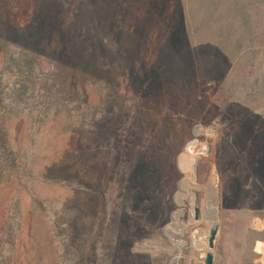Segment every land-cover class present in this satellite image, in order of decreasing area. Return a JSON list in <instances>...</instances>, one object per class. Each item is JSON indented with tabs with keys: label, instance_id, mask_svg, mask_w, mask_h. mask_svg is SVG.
I'll return each instance as SVG.
<instances>
[{
	"label": "rangeland",
	"instance_id": "374dc122",
	"mask_svg": "<svg viewBox=\"0 0 264 264\" xmlns=\"http://www.w3.org/2000/svg\"><path fill=\"white\" fill-rule=\"evenodd\" d=\"M215 223L264 264V0H0V264H205Z\"/></svg>",
	"mask_w": 264,
	"mask_h": 264
},
{
	"label": "water",
	"instance_id": "95a60500",
	"mask_svg": "<svg viewBox=\"0 0 264 264\" xmlns=\"http://www.w3.org/2000/svg\"><path fill=\"white\" fill-rule=\"evenodd\" d=\"M198 176H199V172H198ZM216 216L219 213V208H216ZM195 217L198 219L200 217V209L199 207H195ZM165 227L162 230V235L163 237L167 238V236L165 235ZM218 233V223H215V225L210 226L209 229V237H208V244H209V250L206 252L205 258H204V262L205 264H214V254L212 249L214 248L215 245V239Z\"/></svg>",
	"mask_w": 264,
	"mask_h": 264
},
{
	"label": "bare ground",
	"instance_id": "6f19581e",
	"mask_svg": "<svg viewBox=\"0 0 264 264\" xmlns=\"http://www.w3.org/2000/svg\"><path fill=\"white\" fill-rule=\"evenodd\" d=\"M195 133H196V131H195ZM195 170H196V172H198V166L195 167ZM216 208H217V207H216ZM216 208H215V211H216ZM199 209H200V208H199ZM200 215H201V211H200ZM199 218H200V217H199ZM199 218L197 219V218L195 217V215H194V219H195V220H199ZM166 226H168V225H166ZM166 226H165V227H166ZM170 260H171V264H172L173 256L170 257Z\"/></svg>",
	"mask_w": 264,
	"mask_h": 264
},
{
	"label": "trees",
	"instance_id": "16d2710c",
	"mask_svg": "<svg viewBox=\"0 0 264 264\" xmlns=\"http://www.w3.org/2000/svg\"><path fill=\"white\" fill-rule=\"evenodd\" d=\"M205 168V167H204ZM199 175L202 176L203 175V169L199 167Z\"/></svg>",
	"mask_w": 264,
	"mask_h": 264
}]
</instances>
